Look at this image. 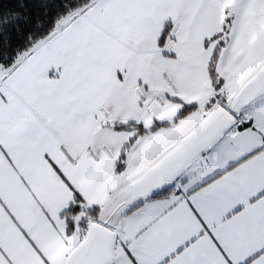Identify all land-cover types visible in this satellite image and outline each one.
Listing matches in <instances>:
<instances>
[{
    "label": "crops",
    "instance_id": "crops-1",
    "mask_svg": "<svg viewBox=\"0 0 264 264\" xmlns=\"http://www.w3.org/2000/svg\"><path fill=\"white\" fill-rule=\"evenodd\" d=\"M227 14L215 92L208 40ZM263 66L264 0H92L62 19L0 66V264H66L84 239L63 218L75 196L114 234L111 264H264V100L160 171ZM183 106L197 109L178 120Z\"/></svg>",
    "mask_w": 264,
    "mask_h": 264
},
{
    "label": "trees",
    "instance_id": "trees-1",
    "mask_svg": "<svg viewBox=\"0 0 264 264\" xmlns=\"http://www.w3.org/2000/svg\"><path fill=\"white\" fill-rule=\"evenodd\" d=\"M92 0H0V66L2 70L10 69L14 63L32 49L36 44L49 36L58 23L68 15L77 12L87 6ZM231 18L227 14L223 31L214 35L208 42H216L215 48L210 54L208 64V76L215 92L221 90L222 81L216 73V64L221 50L225 46L226 34L230 25ZM168 24L160 33L157 46L162 48L170 33ZM205 46L207 47V43ZM196 106H183L178 120L185 118L190 113L196 111ZM160 126L154 128L157 129ZM246 127H250L247 124ZM115 131H135L138 136H143L147 132L140 126L127 125L114 128ZM153 130V131H154ZM134 140H131L122 147L115 165V172L119 173L123 167L126 155L131 148ZM170 194L169 190H164L155 194L151 199H162ZM81 200L74 197L72 205L63 214L66 219L68 234L74 231L72 219L83 214L86 219L93 223L98 222L99 210L80 209ZM87 227H85L86 230Z\"/></svg>",
    "mask_w": 264,
    "mask_h": 264
},
{
    "label": "water",
    "instance_id": "water-1",
    "mask_svg": "<svg viewBox=\"0 0 264 264\" xmlns=\"http://www.w3.org/2000/svg\"><path fill=\"white\" fill-rule=\"evenodd\" d=\"M264 95V66L249 80L236 98L230 109L238 113L242 107L249 105ZM230 112L218 109L209 120L195 132L184 146L172 156L160 169L164 176L171 178L178 174L197 154L208 150L234 124ZM114 246V234L99 223L88 225L82 242L70 253L66 264H111Z\"/></svg>",
    "mask_w": 264,
    "mask_h": 264
},
{
    "label": "rangeland",
    "instance_id": "rangeland-1",
    "mask_svg": "<svg viewBox=\"0 0 264 264\" xmlns=\"http://www.w3.org/2000/svg\"><path fill=\"white\" fill-rule=\"evenodd\" d=\"M231 7H232V4H230V2L228 3V5L226 6V8L227 9H231ZM229 13V12H228ZM225 22V21H224ZM264 97V96H263ZM262 97V98H263ZM236 98V97H235ZM235 98L234 99H232V100H227L226 101V111H230V109H231V107H232V104H233V102H234V100H235ZM261 97H259L258 99H256L257 101H255L254 103H252V105H250V108H253V107H255L257 104H259L262 100H264V99H260ZM243 108L244 107H242L241 109H240V111L241 110H243ZM235 119H236V122H237V119H238V114L237 115H235ZM235 122V123H236ZM235 125V124H234ZM234 125L229 129V130H233V128H234ZM225 135V134H224ZM109 222V221H108ZM72 223H73V225L74 226H76V225H78L79 224V226H78V228H77V232H76V234L74 235V238H76L77 236L78 237H85V232H86V230H87V228H86V230H85V227H88V225H89V223H90V221L88 220V219H86L85 218V216L83 215V214H80V215H78L76 218H73L72 219ZM91 223H93V222H91ZM101 225L102 226H104L105 227V225H106V223L105 222H101ZM109 225V224H108ZM109 229V228H108ZM77 245H79V243L78 244H76V246ZM75 246V247H76ZM75 249V248H74Z\"/></svg>",
    "mask_w": 264,
    "mask_h": 264
},
{
    "label": "flooded vegetation",
    "instance_id": "flooded-vegetation-1",
    "mask_svg": "<svg viewBox=\"0 0 264 264\" xmlns=\"http://www.w3.org/2000/svg\"><path fill=\"white\" fill-rule=\"evenodd\" d=\"M238 113H231L230 115L235 118V115H237Z\"/></svg>",
    "mask_w": 264,
    "mask_h": 264
}]
</instances>
